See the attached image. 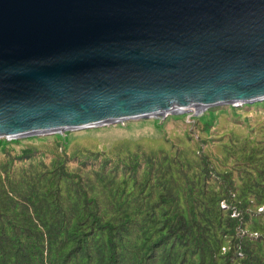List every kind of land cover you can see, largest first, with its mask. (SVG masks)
<instances>
[{"label": "trees", "instance_id": "16d2710c", "mask_svg": "<svg viewBox=\"0 0 264 264\" xmlns=\"http://www.w3.org/2000/svg\"><path fill=\"white\" fill-rule=\"evenodd\" d=\"M226 108L169 117L192 118L193 156L177 142L70 156L0 139V264H264V114ZM226 114L235 131L214 135Z\"/></svg>", "mask_w": 264, "mask_h": 264}, {"label": "water", "instance_id": "95a60500", "mask_svg": "<svg viewBox=\"0 0 264 264\" xmlns=\"http://www.w3.org/2000/svg\"><path fill=\"white\" fill-rule=\"evenodd\" d=\"M264 101V0H0V139Z\"/></svg>", "mask_w": 264, "mask_h": 264}, {"label": "rangeland", "instance_id": "374dc122", "mask_svg": "<svg viewBox=\"0 0 264 264\" xmlns=\"http://www.w3.org/2000/svg\"><path fill=\"white\" fill-rule=\"evenodd\" d=\"M230 106L238 109L236 113H238L239 119H243V121L244 119H246L244 115H242L243 112L249 115V117L248 115H245L246 117H251L252 119L257 115L264 114L263 109L257 110L254 114H251L250 111L246 110L247 108H244L245 105ZM230 106L227 105L226 107L228 108L226 109H229ZM207 110L208 109L199 110L200 112H198L197 114H203ZM224 110L222 112L226 111V113H229L227 110ZM184 114H189L190 116H192V113ZM170 116L174 115H168L165 117V123L162 127V131L158 128L157 122L142 121L154 119L152 118L137 120L133 122L127 121L129 122L127 124L126 122H124L99 128L65 132L67 134L57 133L54 135L34 136L31 137L30 141L38 149L47 150L54 154H62V152L64 151L70 156H83L85 154L88 155V153L90 152H106L109 154H111V152L121 153L123 151L132 150V148L135 147V143L141 145L144 148H152L156 151H168L169 154H171L173 152V150L171 149L172 144L177 142V144H179L182 149L189 152V156H193L195 146L188 139L184 138L189 136V133L187 134V131L185 130L187 129L186 124L190 121L189 119L192 118L185 117L184 119H169ZM226 116L227 114L223 115L222 118L219 119V127L217 129L215 128V126H213L214 124L210 126V129L213 130L212 133H214V135H219L221 133L220 131H226L229 129L231 131H235V128H233L234 126L223 119ZM256 118H259L258 120L260 121L264 119V116H257ZM205 121L206 120H203V122ZM208 122H210V120ZM235 123L238 122L235 121ZM204 127L206 128V125H204ZM167 139H170L171 142H167ZM209 152L213 154L217 153L215 148L210 147Z\"/></svg>", "mask_w": 264, "mask_h": 264}, {"label": "bare ground", "instance_id": "6f19581e", "mask_svg": "<svg viewBox=\"0 0 264 264\" xmlns=\"http://www.w3.org/2000/svg\"><path fill=\"white\" fill-rule=\"evenodd\" d=\"M203 109V108H202ZM202 109H200V110H202ZM208 109V108H207Z\"/></svg>", "mask_w": 264, "mask_h": 264}]
</instances>
